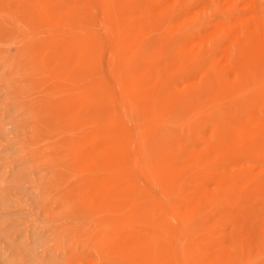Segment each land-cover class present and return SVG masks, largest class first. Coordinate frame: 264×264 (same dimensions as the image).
I'll use <instances>...</instances> for the list:
<instances>
[{
    "label": "rangeland",
    "instance_id": "1",
    "mask_svg": "<svg viewBox=\"0 0 264 264\" xmlns=\"http://www.w3.org/2000/svg\"><path fill=\"white\" fill-rule=\"evenodd\" d=\"M27 1L0 0V264H108V261L109 264H149L131 234L140 227H150L153 196L160 188L147 189L140 179L149 178L159 185L160 177L168 172L172 187L180 188V193L193 190L200 181L198 189L215 188L213 173L229 170L231 151L227 146L219 150L209 148L210 144L198 134H209L216 128L231 134L238 118L236 105L244 111L264 110L261 105L264 89L258 91L257 97L252 92L239 94L238 101L233 102L238 92L222 75L218 83L204 90L206 93L197 95L199 102H181L174 107L169 90H165V63L172 55L174 43L168 41L164 30L147 25L142 34L136 30L137 19L127 11V0ZM198 4L197 9L204 4L203 0ZM34 5L39 8L33 10ZM120 16L127 25L123 40L107 51L88 46L89 39L85 37L69 40L61 34L55 36L56 39L50 32L52 26H56L60 31L66 29L65 34L72 31L77 34V30L91 29L99 21L120 24ZM26 23L31 32L26 29ZM31 24L33 29H30ZM108 67L113 74H108ZM160 67L163 74L157 77ZM217 68L216 63L203 71L211 74L217 72ZM83 70H91L98 85L106 88V83L109 84L111 92L98 90L90 95L79 89L82 75L78 71ZM88 75H84L83 80H87ZM78 79L81 83L73 87L71 83L77 84ZM111 80L120 85L114 87ZM56 83L63 92L58 94L60 91L56 89V94H45V88H57ZM115 93L122 96L132 117V110H138L133 119L147 135L142 139V152L117 146L116 160L110 166L103 160V151H107L110 144L99 133L106 122V109L110 108L106 98ZM142 97H146L144 101ZM93 98H97L100 105ZM72 100L74 105L68 108ZM116 107L109 125L125 119L120 115L123 109L120 105ZM144 110L149 115H143ZM162 129L166 132H161ZM167 132L170 136L164 134ZM234 139L231 137L230 144ZM249 142L258 145L252 166H264L259 158L264 155V137ZM134 153L137 169L129 161ZM92 164L100 167L99 177ZM252 172L249 177L253 176ZM262 176L259 178H264ZM261 179L248 178L239 189L232 183L220 206L228 217L223 225L226 232L234 228V217L239 218L236 223L244 234L246 246L241 260L221 251L219 231L224 229L218 227L216 233L210 235L216 226L219 207L208 209L207 203H203L202 212L188 228L192 248L181 264H264V189L256 184ZM120 183L123 186L117 190ZM126 213L129 219L122 223L121 216ZM143 213L145 218L141 216ZM172 222L167 219L161 227L170 230ZM88 226L104 227L109 238L118 236L122 251H106L98 231L94 230L95 235L91 236L84 233ZM156 264L171 263L162 256Z\"/></svg>",
    "mask_w": 264,
    "mask_h": 264
},
{
    "label": "bare ground",
    "instance_id": "2",
    "mask_svg": "<svg viewBox=\"0 0 264 264\" xmlns=\"http://www.w3.org/2000/svg\"><path fill=\"white\" fill-rule=\"evenodd\" d=\"M50 1L52 3L53 0ZM55 1L59 2V0L58 1L55 0ZM203 2L204 4L198 9L197 7L199 5L198 4L199 0H127L126 3V5L128 6L127 11H129L130 14H134L133 16L136 17L137 19L136 30H139L142 34V31H144V27L146 25L150 26L152 29L164 30L165 35L169 39L168 41H172L174 43V50L172 51V55L168 57L165 63L166 68L163 65V68H165L167 71V73L165 72L167 74L165 90L166 91L169 90L168 93L170 95V98L174 101L173 102L174 107L178 106L177 104H180L181 102L185 103L187 101H194V100L195 103L199 102L197 95L200 93H206L204 90H209L214 85V83L219 81L222 75H224V78L226 79L227 82H230L232 85H234V87L238 92L237 96L235 94L233 95L234 97L236 96L233 102L238 101L239 96L245 93L252 92V94H254L255 97H257L258 91L261 92L262 91L261 89H264V0H203ZM46 4L47 6H50L48 2ZM35 5L33 10H37L39 8L38 5L37 8L35 7ZM120 17L122 19L123 16ZM26 18H27L26 20L29 19V17ZM7 19H9V17ZM51 20L53 21V19ZM34 21L32 20V22ZM20 23L23 24V22ZM123 23H125L123 22V19H122V23L120 24H114L112 21H107V22L99 21V23L91 27V29L90 28L88 29L83 28L81 30L79 29L76 31V32L79 31L77 34H73L74 31H72L70 34L68 33L69 35L65 34L66 29H64V31H60L58 30V28H56V26H52V30H50V32L52 31L51 33L52 36L54 37L57 35L64 34V37L69 38V40L74 39L75 37L77 40H79L82 37H85L89 39L88 46L90 47L96 46L97 50L99 48L107 51L111 45L117 46L120 42H122L123 36L127 28V25ZM14 24L16 26V21ZM25 26L26 29L29 28L27 23L25 24ZM31 28H32V24L30 25V29ZM28 31L31 32V30ZM45 31L44 33H46ZM27 36L29 35L27 34ZM54 37L51 38L54 39ZM55 38L57 39V37ZM34 41L35 40H33V42ZM216 63L218 67L217 72L211 74L204 73L203 69L205 67H214ZM161 67L156 72L157 77H161L160 75L163 74ZM107 72L108 74H113L114 71L110 67H108ZM78 73L82 75L80 76L79 74H77V76H80V79H82L81 81L82 84H80L79 89L83 91L86 90V92H88L90 95L94 94L93 92H97L98 90L99 91L103 90L104 93L111 92V89L109 88V84L106 83L107 85L106 88L104 86L98 85L99 84L98 80L96 81L94 80L91 70L78 71ZM84 75L89 76V77L85 76L86 77L85 79L87 80H83ZM98 78H101V76ZM80 79H78L79 81L76 80L78 82L77 84L71 83V85H73V87L77 86L80 82ZM134 81L135 79H133V82ZM111 82L112 84H114V87H118L120 85V83H116L114 80L113 81L111 80ZM153 85L156 86L154 82ZM55 86L57 88L55 87L45 88L44 90L45 94L48 95L53 92H55L56 94L57 93L56 89H58L60 86L58 87L57 83ZM154 86L153 88H155ZM114 87L112 86L111 88ZM59 91L60 92H58V94L63 92L61 90ZM156 94L157 96H159L158 93ZM66 97L68 98L69 96ZM152 97H154V95ZM142 98H143L142 101H144V98L146 97H142ZM93 99H96L95 100L96 104L98 103L100 105V101L97 100V98H93ZM106 99H108L106 101L110 103V108L108 107L109 109H106L108 111L105 112L107 115L106 122L105 123L103 122L105 118L102 121L100 120V123L102 122L104 123L103 124L104 127L102 129V132L99 134L103 136L102 138H104V140H106L107 143L110 144L107 150L109 152L103 151L104 152L103 160L107 163V165L111 166V163L116 160L115 152L117 151L116 149L117 146L123 145L124 147H132L134 149H138L139 152H142L144 146L142 145L143 142L142 139H144V137L147 134L142 130H140L141 125H139V123L134 121L133 119L134 115L136 116L135 113H137L138 110L136 109L137 110L136 112V110L133 109L132 107L133 109L132 110L133 117H132V115L125 108L121 95H116L115 93L114 95H111L110 98H106ZM255 100L257 101V99ZM162 102L164 101L162 100ZM66 105L68 106V104H65V106ZM72 105H74L73 100L71 103H69L68 108L71 107ZM117 105H120L121 109H123L120 115L125 119H123L121 122L118 123L116 122L113 125H109L108 121L111 115L115 113L114 108ZM261 105L264 106V103H261ZM149 112L151 113V111ZM235 112L238 118H237V122H235L234 124L235 126L232 128L233 131L231 130V134L228 133V131L226 132V130L222 128H216L215 131L209 134H205L202 132L198 134V136H200L201 139H203L208 144H210V146L208 145L209 148L213 150L214 149L219 150L227 146L231 151L230 159L232 161V165L229 168V170L227 171L218 170L213 173V178L215 180L214 182H216L215 188L210 189L207 186V188H204L203 190L198 189L199 188L198 186L201 183L200 181L198 182V184L195 185L193 190L180 193L181 191L180 188L172 187L170 183L171 174H168V172L160 177L161 184L159 185L154 184L152 182L153 180L149 178L146 179V181H141L140 179V182L141 183L143 182L147 186V189L152 188L156 190L157 187L160 188L159 190L155 191L157 192V195L153 196L154 206L153 209L150 210V212H152V217L148 219L149 222L148 224L150 225V227L149 228L140 227V229L133 232L134 235L131 234L135 238L132 239H134L137 246L141 248L140 250L142 251L143 249L145 254L144 260L149 261V264H156L157 259L161 258L162 256L166 257L167 261L171 264H181L182 261H184L185 255L186 256L188 255L189 248L190 249L192 248V245L190 246L189 244L190 241L188 239L189 238L188 228L192 227L194 221L197 219V216L202 212L201 211L202 204L207 203L206 206H208V209L214 206L219 207L217 218L215 217L216 226L215 228L213 227L214 229L211 230L210 232V235H214L218 227L224 229L223 225L225 221L228 219L226 213L224 212V209H221L220 206L226 200V193L229 187L234 185L236 188L239 189L240 186L246 184L248 178L250 180L261 179L259 178V176L264 175V166H258V165L252 166V163L255 162L253 158L257 154L258 145H256L253 142H249L250 140L257 141L260 140L261 137H264V110L258 112L255 110L244 111L243 107L236 105ZM142 114L149 115L148 112L145 110L142 112ZM137 118H138L137 120L139 121L140 119L139 114H137ZM99 119L102 118L100 117ZM221 122L223 121L221 120ZM98 124H95V126ZM96 127L98 128L100 126H96ZM162 130L161 132H166ZM173 131H175V129ZM149 133L151 134V132ZM152 133L159 134V131L158 132L153 131ZM164 134H168V132ZM186 136H187V132H186ZM148 137L149 136H147V138ZM154 137H151L150 139L154 138V140L157 141L156 139L157 136L155 135ZM176 137L178 136L176 135ZM231 137L235 139L230 144ZM188 141L190 142L189 138ZM159 146H157L158 149ZM86 155L87 154H85L84 156ZM135 156L136 153L133 154V156L129 161L132 164V167L137 169V165H136L137 163L134 158ZM259 158L262 161H264V155H261ZM225 160L227 161V159ZM165 161L162 162L164 163ZM165 164L167 165L168 163L165 162ZM176 164L178 167V163ZM176 164H174L173 167L176 166ZM92 165H93L92 169L94 170V173H96V175L99 177L100 167L98 165H94V164ZM171 168L169 169L170 171L173 170ZM251 171H253L252 173L254 174L253 176L249 177ZM171 182L173 183V181ZM256 184H258L257 187L260 186V188L264 189V178H262L261 181H257ZM122 186L123 184L120 183L117 185L116 189L117 190L121 189ZM128 214L129 213H126L124 216H121V221H123L122 223H127V220L129 219ZM145 215L146 214L143 213L141 216L145 218ZM232 217H234V215ZM167 219L173 220L174 222H172L170 230L166 231L161 227V223ZM234 220H235V224H233L234 228L230 232H226L225 229L219 231L221 233L220 239L222 241L221 242L219 241L218 243H221V251L225 252L226 254L232 253L233 255L236 256L237 260H241L242 253L246 251L245 249L246 246L244 244V236H243L244 234L242 233V230L237 226L238 224L236 223V220H239V218L234 217ZM103 228L101 229L100 227L98 228L89 227L86 231H84V233L88 235L90 234L91 236V234H94L92 233L94 232V230L98 231L99 234H101L100 235L101 242L103 241L105 243L106 251L109 250L114 252V251H118L119 249V252H121L122 244H120V241H118L119 240L118 236L109 238V236H107V230L106 229L104 230ZM122 228H124V226ZM211 240L213 241L212 237ZM133 257L134 255L131 258ZM136 258H139V255ZM120 259L121 258H119L118 260ZM133 259H131L130 261L134 263ZM113 260L112 262L115 263V261ZM108 262L110 263V261ZM136 262L138 261L136 260Z\"/></svg>",
    "mask_w": 264,
    "mask_h": 264
}]
</instances>
